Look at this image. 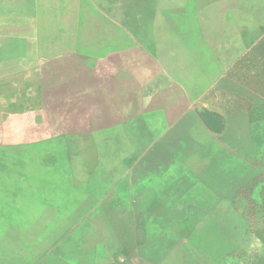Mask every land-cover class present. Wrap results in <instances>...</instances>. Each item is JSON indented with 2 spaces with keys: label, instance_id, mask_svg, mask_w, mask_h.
<instances>
[{
  "label": "rangeland",
  "instance_id": "obj_1",
  "mask_svg": "<svg viewBox=\"0 0 264 264\" xmlns=\"http://www.w3.org/2000/svg\"><path fill=\"white\" fill-rule=\"evenodd\" d=\"M24 1L0 0V51L30 47L35 67L0 59V90L16 88L28 108L38 101L26 94H49L38 107L54 132L56 113L75 111L70 99L55 97L82 85L83 112L97 100L95 119L114 121L116 142L126 139L117 151L126 153V174L144 175L126 180V213H114L119 226L99 229L119 237L112 247L135 254L114 255L113 264H264V56L234 66L222 4ZM33 2L35 20L14 19ZM225 70L237 84L221 80ZM90 89L97 96L85 97ZM8 101L1 97L0 109ZM18 118L0 115V140L30 134L26 115ZM56 231L0 228V264H80L61 258L51 243Z\"/></svg>",
  "mask_w": 264,
  "mask_h": 264
},
{
  "label": "crops",
  "instance_id": "obj_2",
  "mask_svg": "<svg viewBox=\"0 0 264 264\" xmlns=\"http://www.w3.org/2000/svg\"><path fill=\"white\" fill-rule=\"evenodd\" d=\"M128 2L130 0H126ZM27 3L17 0L16 4L23 7ZM207 3L212 1L207 0ZM217 3L222 4L219 20L230 26V34L224 35L225 40L233 39L229 45L230 51L235 52L234 66L253 53L264 56V0H218ZM34 4L26 10L28 14L18 9L14 19L35 20ZM0 59H12V62L19 59L24 66L35 67L30 47L20 51L3 49ZM74 62L83 65L81 59ZM16 64L12 66H22ZM226 72L221 80L237 84L238 79L232 80ZM85 93L89 94L85 96L88 98L97 96L94 90ZM26 96L38 101L29 105L35 108L19 102L16 88L0 90V98L9 100L7 106L0 109V115L15 120L26 115L22 122L30 127L26 138L0 140V148H13L10 154L0 150L1 169L3 166L10 169H0V228L57 229L51 243L57 244L61 258L74 259L80 264H113L114 255H135L130 247H112L120 243L113 230L99 232L102 228L119 226L114 213H126V180L139 181L144 176L140 171L131 176L129 172L126 174V139L123 136L119 141L121 145L116 142L114 121H100V115L95 119V112L100 110L97 100L87 104V111L83 112L82 85L72 86L55 98L70 99L68 105L73 104L75 111H58L59 127L52 132L46 119L49 113L44 106L38 107L39 102L50 95L31 91ZM202 106L208 111L213 108L208 103ZM121 146L124 149L117 152ZM122 224L126 226V219ZM67 242H72L69 249L63 248ZM122 242L130 244L129 239Z\"/></svg>",
  "mask_w": 264,
  "mask_h": 264
}]
</instances>
